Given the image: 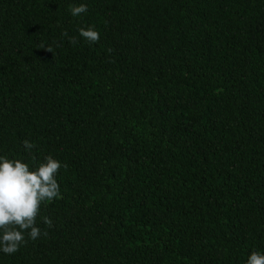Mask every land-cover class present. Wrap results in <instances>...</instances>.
Here are the masks:
<instances>
[{
  "label": "trees",
  "instance_id": "obj_1",
  "mask_svg": "<svg viewBox=\"0 0 264 264\" xmlns=\"http://www.w3.org/2000/svg\"><path fill=\"white\" fill-rule=\"evenodd\" d=\"M0 155L66 165L47 235L0 264H246L264 250V0H0Z\"/></svg>",
  "mask_w": 264,
  "mask_h": 264
},
{
  "label": "clouds",
  "instance_id": "obj_2",
  "mask_svg": "<svg viewBox=\"0 0 264 264\" xmlns=\"http://www.w3.org/2000/svg\"><path fill=\"white\" fill-rule=\"evenodd\" d=\"M71 16L79 18L87 13L86 3H79L69 8ZM80 37L88 44L97 43L99 32L93 26L79 29ZM76 44L75 39L70 40ZM48 50L52 51L51 48ZM25 151L31 153L37 145L29 140L23 141ZM66 167L52 155L45 156L43 161L32 163L21 159H9L0 155V253L11 256L17 253L28 240L36 241L46 236L38 226L42 206L46 202L62 198L57 176L59 170ZM42 222L49 227L50 218ZM246 264H264V250L252 251Z\"/></svg>",
  "mask_w": 264,
  "mask_h": 264
}]
</instances>
